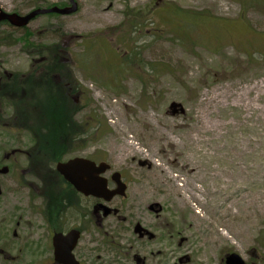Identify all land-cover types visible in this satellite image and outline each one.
<instances>
[{
	"label": "rangeland",
	"instance_id": "rangeland-1",
	"mask_svg": "<svg viewBox=\"0 0 264 264\" xmlns=\"http://www.w3.org/2000/svg\"><path fill=\"white\" fill-rule=\"evenodd\" d=\"M75 2L69 16H40L24 29L0 26V40L32 32L25 41L4 40L0 65L24 72L41 56L28 43L56 46L79 95L69 101L82 131L81 146L64 158L105 162L127 185L126 198L109 205L119 217L105 222V238L124 252L155 250L131 232V222L147 221L157 238H167L161 264H224L233 253L244 264H264V0ZM67 3L0 0V10L25 15ZM13 112L1 104L0 127L12 123ZM28 143L0 129V158ZM10 177L2 178L0 249L15 257L25 240L32 245L29 257L0 264H21L44 255L45 201L33 195L38 185L23 189ZM20 216L32 227L14 237ZM98 256L122 262L109 248Z\"/></svg>",
	"mask_w": 264,
	"mask_h": 264
},
{
	"label": "flooded vegetation",
	"instance_id": "flooded-vegetation-1",
	"mask_svg": "<svg viewBox=\"0 0 264 264\" xmlns=\"http://www.w3.org/2000/svg\"><path fill=\"white\" fill-rule=\"evenodd\" d=\"M67 4L69 5V3ZM65 7H67V5L62 8ZM51 15L56 14H49L47 16ZM0 24L1 26L4 25L14 28L7 22H0ZM29 24L24 28H27ZM27 32L32 34V32L27 29L24 30V35ZM32 49L37 56H41H36L37 58L31 61L29 67L24 72L8 73L2 68V65H0V116H2L1 104L8 101H15L17 103V117L14 119V125H4L0 127V129L25 136V138L29 140L28 147L24 150L15 148L9 152H5L2 158H0V196L3 191L2 188L4 187V180L2 178L12 174V177L8 179L14 186H21L23 189H33L37 191L38 185L39 191L33 195L35 197L39 196L45 201L43 211L39 212L46 229L44 255L30 256L27 262L21 261V264H61L55 259L53 237L56 234L67 236L70 232L78 233L77 243L71 251L74 263L76 264H112L110 261L103 260L98 256V252L107 248H109L111 254L115 253L122 258L121 264H161L163 261L160 259L162 251L159 246L163 244L167 238H157L156 231L151 232L148 230L147 221H144L145 223L137 220L131 222V232L136 236L137 243L144 242L150 246L156 245L155 250L147 248L143 251L136 250L134 252L133 248L131 249L128 247L124 252L119 245L113 242V239L107 240L105 238L107 233L105 232L106 228L103 230V225H105L108 219L119 217V209L112 208L109 205L116 198H126L127 185L123 181L121 174H119L120 179L126 185L125 196H115L109 202H106L103 199L85 196L78 192L56 170L58 163H66L74 158L85 157L75 156L65 159L64 157L68 154L65 153L61 156L60 161L49 164V130H54L53 128L49 129V92L63 101L70 100L77 102V96L79 95L75 94V97V92L70 88L69 71L65 68V65L49 64V59L44 56L42 57V55L49 54V45L46 46L35 43ZM49 66L61 68V73H51V78L49 79ZM43 101L47 102L46 112H43ZM14 113L15 112H13V114ZM76 114V111L73 110V118ZM42 116L46 117L48 121L47 126H34ZM76 128L77 127L64 137L68 151L72 148L81 146L82 131L81 128H79L80 131ZM87 159L92 161L96 166L103 163L101 161L96 162V160L90 158ZM3 170H5V172L1 173ZM51 171H55L58 177H60L64 190L62 195V206L49 209V174ZM114 173L117 172H112L109 166V169L103 174V177L107 180V187L109 190L116 189V184L112 181V175ZM27 179H29V181H25ZM109 183H112L113 187H110ZM83 200H90L92 203L89 207H85L82 205ZM155 206L157 209H154V206L149 207L154 214L160 211L158 206ZM23 219L24 217L20 216L19 221L15 223V231L17 232L13 233L14 237H21L19 236L18 228L22 226L32 227L24 224ZM119 221L124 222L125 218L120 217ZM49 232L51 235L50 245ZM85 235H93V237L89 236V239H87ZM96 235L99 238H94ZM102 235L103 237H100ZM30 237L31 236H29V238ZM28 240H25L20 253L15 257L7 256L4 252L5 250L0 249V258L2 262L12 263L18 261L22 256L29 257L27 253L31 249L32 241ZM179 262H181V259Z\"/></svg>",
	"mask_w": 264,
	"mask_h": 264
},
{
	"label": "water",
	"instance_id": "water-1",
	"mask_svg": "<svg viewBox=\"0 0 264 264\" xmlns=\"http://www.w3.org/2000/svg\"><path fill=\"white\" fill-rule=\"evenodd\" d=\"M70 6L65 8L51 7L33 9L25 15L6 13L0 10V22H7L14 28L26 27L33 19L41 15L57 14L69 16L77 11L78 4L74 0H68ZM109 169L106 163L96 166L86 158H74L68 162L58 163L57 172L66 179L78 192L85 196H92L109 202L115 196H125L126 185L121 181L119 173L112 175V181L116 189L109 190L107 180L102 176ZM5 170L1 171L4 173ZM78 239L77 232H70L67 236L56 234L53 237L55 259L61 264L74 263L71 251ZM225 264H244V261L237 254H230L225 258Z\"/></svg>",
	"mask_w": 264,
	"mask_h": 264
},
{
	"label": "trees",
	"instance_id": "trees-1",
	"mask_svg": "<svg viewBox=\"0 0 264 264\" xmlns=\"http://www.w3.org/2000/svg\"><path fill=\"white\" fill-rule=\"evenodd\" d=\"M55 6V5H52ZM1 26V24H0ZM31 34L29 32L25 33L20 39L11 40L10 37H5L0 40V45L5 44V41L15 42L26 40ZM26 43V42H25ZM28 46L33 47L34 45L28 43ZM49 64H60L59 62L56 46L49 47ZM57 69L54 66H49V79L51 78V73H56ZM71 78L69 74V79ZM7 103V102H4ZM9 105L14 108V114L12 115V123L14 125V119L17 117L16 111V102L8 101ZM43 112L47 111V102H42ZM73 106L70 101H63L60 98H57L56 95L49 92V129L53 128V131L49 130V164L60 161L61 156L68 152L65 138L66 135L70 133L74 127L77 125L73 121ZM47 119L45 116H42L38 123L34 126H47ZM67 129V130H63ZM53 175V176H52ZM63 185L60 177H58L55 171H51L49 174V209L52 207L59 208L62 206V195H63Z\"/></svg>",
	"mask_w": 264,
	"mask_h": 264
},
{
	"label": "bare ground",
	"instance_id": "bare-ground-1",
	"mask_svg": "<svg viewBox=\"0 0 264 264\" xmlns=\"http://www.w3.org/2000/svg\"><path fill=\"white\" fill-rule=\"evenodd\" d=\"M193 218H194V221H197V217L193 216Z\"/></svg>",
	"mask_w": 264,
	"mask_h": 264
}]
</instances>
